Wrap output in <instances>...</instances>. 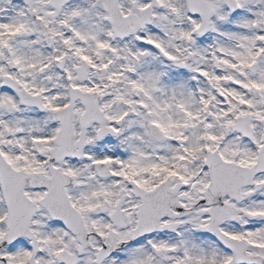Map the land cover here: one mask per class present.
Listing matches in <instances>:
<instances>
[{
	"label": "snow or ice",
	"instance_id": "snow-or-ice-1",
	"mask_svg": "<svg viewBox=\"0 0 264 264\" xmlns=\"http://www.w3.org/2000/svg\"><path fill=\"white\" fill-rule=\"evenodd\" d=\"M0 264H264V0H0Z\"/></svg>",
	"mask_w": 264,
	"mask_h": 264
}]
</instances>
